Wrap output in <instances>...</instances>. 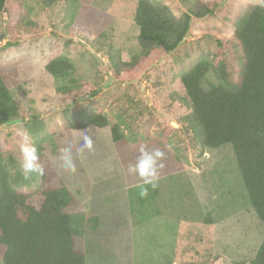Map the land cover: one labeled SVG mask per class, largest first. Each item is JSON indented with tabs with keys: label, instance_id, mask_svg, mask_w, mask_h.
Segmentation results:
<instances>
[{
	"label": "rangeland",
	"instance_id": "374dc122",
	"mask_svg": "<svg viewBox=\"0 0 264 264\" xmlns=\"http://www.w3.org/2000/svg\"><path fill=\"white\" fill-rule=\"evenodd\" d=\"M25 0L24 18L0 13V74L19 106L17 120L0 128V153L11 156L19 190L38 206L41 178L20 168L21 132L34 121L44 133L31 141L76 203L67 212L83 236L87 264H249L264 240V225L251 207L231 145L204 149L186 128L190 114L182 77L202 59L237 67L238 43L252 7L263 0H158L180 17L198 2L213 9L193 20L185 42L171 55L118 79L110 55L138 59L137 0ZM65 56L73 68L54 77L46 65ZM214 72L202 82L216 84ZM102 113L105 129L72 131L66 117ZM118 127L122 140L115 142ZM84 135L91 151H80ZM45 138V142L38 143ZM161 149L157 187L139 195L143 181L129 171L139 149ZM71 148L75 171H66L60 150ZM4 248L0 246V264Z\"/></svg>",
	"mask_w": 264,
	"mask_h": 264
},
{
	"label": "trees",
	"instance_id": "16d2710c",
	"mask_svg": "<svg viewBox=\"0 0 264 264\" xmlns=\"http://www.w3.org/2000/svg\"><path fill=\"white\" fill-rule=\"evenodd\" d=\"M56 0H46L49 6ZM25 0H0V13L12 12L24 18ZM213 9L198 2L178 17L158 0H137L135 24L139 28L140 57L122 61L120 54L110 55V68L118 79L133 74L146 64L171 55L185 42L193 20H203ZM239 49L237 67L229 69L222 58L217 63L202 59L182 77L191 112L183 120L186 128L198 138L204 149L217 150L231 145L247 191L251 207L264 225V0L251 8L242 29L235 34ZM73 68L61 55L47 65V72L62 77ZM214 72L216 84L205 91L202 82ZM20 115L9 81L0 74V128ZM72 131L89 128L105 129L108 119L102 113L81 111L66 117ZM32 138L44 133L45 123L27 125ZM115 142L122 140L118 127L112 129ZM38 143L45 142V138ZM42 147L39 148L40 151ZM39 153V152H38ZM40 188V204L32 203L33 194L15 185L13 158L0 153V246L4 248V264H87L85 240L72 226L67 210L76 203L69 189L52 185L55 173L44 165ZM38 177V174H36ZM249 264H264V240Z\"/></svg>",
	"mask_w": 264,
	"mask_h": 264
},
{
	"label": "clouds",
	"instance_id": "9594fccd",
	"mask_svg": "<svg viewBox=\"0 0 264 264\" xmlns=\"http://www.w3.org/2000/svg\"><path fill=\"white\" fill-rule=\"evenodd\" d=\"M19 135L23 140V143L20 145V152L22 154V160L20 162L21 170L24 172L26 178L31 173L42 176L44 174V168L39 163L40 157L35 143L31 141V137L27 132H21ZM85 149L89 151L93 149V140L89 135H84L80 151L83 152ZM139 152L140 157L138 161L135 165L129 167V171L138 175L143 181L139 195L141 198H145L148 196V187L145 185L151 186L153 189L157 187L158 172L159 169L164 167L162 161L165 158V153L161 149L148 151L144 147H141ZM59 159L63 162V167L66 171L74 172L76 170L71 148L61 149Z\"/></svg>",
	"mask_w": 264,
	"mask_h": 264
}]
</instances>
